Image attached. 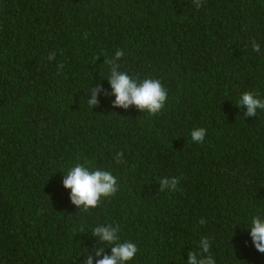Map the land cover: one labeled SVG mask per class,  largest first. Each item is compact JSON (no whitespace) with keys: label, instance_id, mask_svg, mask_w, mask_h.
<instances>
[{"label":"trees","instance_id":"16d2710c","mask_svg":"<svg viewBox=\"0 0 264 264\" xmlns=\"http://www.w3.org/2000/svg\"><path fill=\"white\" fill-rule=\"evenodd\" d=\"M117 49L167 88L159 114L112 106ZM245 91L264 97V0H0V264H84L97 223L137 244L129 264H186L202 238L217 264H264L245 229L264 213V111L245 115ZM84 161L119 183L88 211L62 186Z\"/></svg>","mask_w":264,"mask_h":264},{"label":"clouds","instance_id":"9594fccd","mask_svg":"<svg viewBox=\"0 0 264 264\" xmlns=\"http://www.w3.org/2000/svg\"><path fill=\"white\" fill-rule=\"evenodd\" d=\"M199 6V0H197ZM253 51L259 52L260 45L253 43ZM124 56V51L117 49L105 63L109 66L106 80L114 96L112 106L127 109L135 106L138 110L148 115L159 114L168 100V90L159 78L152 76L139 77L121 70L118 61ZM54 54L48 59L53 60ZM98 88L91 92L88 106L98 103ZM237 106L245 107L246 116H254L257 110L264 111V97L253 91L242 92L236 101ZM207 129L194 127L190 130V140L193 143H203ZM117 160L123 153H117ZM63 174L62 186L70 190L69 200L78 210L88 211L97 208L104 200L112 198L119 190L118 177L107 168L92 167L87 161L77 162L68 167ZM170 178V183H169ZM180 177L172 175L160 180L161 189L168 184L175 187ZM203 223V221H201ZM248 235L255 250L264 253V213L250 215L247 221ZM93 236L98 237L99 247L84 258V264H129L139 251L136 243L122 239L119 226L112 223H97L91 228ZM197 252H189L186 264H217L216 259L208 254L209 241L202 238ZM105 249H110V254H104ZM95 257V259H94Z\"/></svg>","mask_w":264,"mask_h":264}]
</instances>
